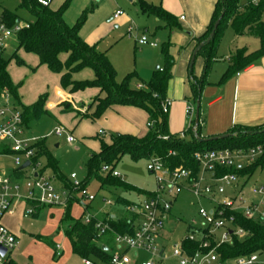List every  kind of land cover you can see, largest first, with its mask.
<instances>
[{
	"label": "trees",
	"instance_id": "obj_1",
	"mask_svg": "<svg viewBox=\"0 0 264 264\" xmlns=\"http://www.w3.org/2000/svg\"><path fill=\"white\" fill-rule=\"evenodd\" d=\"M70 0H66L58 9H52L51 4L44 6L37 0H21V7L28 11L33 20L28 21L30 26L19 31L16 36L17 48L11 55L16 58L19 64L23 61L18 58L17 51L22 49L27 53L35 54L39 59V65H46L52 72L60 75V85L63 90L73 94L89 88H98L104 96H96L92 104H96V112L93 118H100L106 110L115 105H127L144 109L149 115V129L142 136L129 133H115L109 142L100 140V150L90 157L87 170L88 176L82 181L83 186H87L92 178H97L101 187H118L125 191L143 193L136 186L127 183L122 178L114 177L110 174L100 176L103 165H111L113 168L118 164L123 156L129 155L133 160L158 157L165 166L170 168L185 167L192 170L193 175H197L200 170L199 162L195 158L197 152L220 149L249 150L256 146H261L262 154L243 170L236 171L234 168H217L215 176L219 177L227 173L236 172L239 176L251 178L258 168H264V124L259 126L237 125L230 129L229 137L224 139L201 141L196 136H200V108L199 123L196 133L193 131L196 118L192 120V126L184 133L173 134L168 129V113L163 112L162 103L167 99V89L172 78L174 59L169 51V44L162 48L164 55V65L158 68L152 79L141 87L131 86L130 74L122 82L117 80V71L108 58L106 52H101L96 45L88 44L80 35L82 25L87 19L89 10L83 12L77 23L70 26L64 20V13L68 8ZM137 4L143 12L157 16L164 21L170 29L180 28L176 17L166 11L161 4L154 5L145 0H138ZM3 14L8 25H13L19 16L8 10ZM264 0L250 1L245 6L240 4V0H216L212 20L206 33L196 39V47L199 43L206 41L214 27L215 22L220 20L214 36L197 53L204 58V68L200 77L194 73V63L189 68V81L192 90V101L197 105L200 100L202 90L207 83V76L213 62L217 58L220 42L225 29L230 25L236 34L249 33L260 39V48L248 52L246 48L236 51L231 57V64L223 74L220 83L226 82L237 72L247 68L264 56ZM61 55H66L62 60ZM11 59H7L5 52L0 56V96L4 89H8L14 102L21 107L23 112L24 125L28 128L29 123L36 120L45 113L47 94L39 96L36 102L30 105H23L18 92L20 84H15L7 70ZM89 68L94 73L93 79L76 80L73 74ZM1 98V97H0ZM87 116V115H86ZM85 117V116H84ZM190 136V137H189ZM37 149V159L45 153V142L40 140L35 144ZM50 166L53 162L49 161ZM44 171V170H43ZM42 171V172H43ZM55 178L63 183L66 188H72V181L64 178L55 170ZM146 198L153 196V192H144ZM75 200L70 201L65 208L62 222L65 224V233L71 241V247L75 254L83 259H90L96 264H108L110 260V250L113 248L114 235L111 231L100 234L96 227V220L85 223L82 219L73 218L71 206ZM119 202L126 208L137 202L119 198ZM89 209V207H87ZM235 224L245 231V236L239 238L233 236L230 243L223 244L218 250L222 258H234L240 255L253 252L264 253V226L259 222L247 219L241 214H235ZM135 217L130 211L125 210V214L117 219H110L109 223L116 232H132V222ZM189 226L187 232L191 231ZM113 242V243H112ZM191 243V242H190ZM192 249L197 247L196 242L190 244ZM104 246L108 249L105 250ZM8 264H18L10 260Z\"/></svg>",
	"mask_w": 264,
	"mask_h": 264
},
{
	"label": "rangeland",
	"instance_id": "obj_2",
	"mask_svg": "<svg viewBox=\"0 0 264 264\" xmlns=\"http://www.w3.org/2000/svg\"><path fill=\"white\" fill-rule=\"evenodd\" d=\"M64 1L53 0L51 7L57 8ZM137 1L70 0L64 13L66 23L73 26L83 12L89 10L87 19L81 28L83 39L95 40L91 44L96 45L99 50L107 49L109 59L117 71L118 82H122L126 76L133 74L131 79V86L133 87L138 83L145 85L149 82L152 75L145 83L140 79L142 78L140 74L141 72L142 74L147 73L150 64L157 55L155 51L161 53L163 46L168 42L164 36L158 35L162 31L155 24L158 20L154 16L143 14L136 4ZM249 1L251 0H240V4L246 5ZM4 10L16 13L21 21L33 20L32 15L21 7V0H0V12ZM117 10L123 11L124 15L118 21H108ZM158 22L162 26L164 25L162 21ZM163 30L169 31L166 28ZM155 32L156 35H154ZM226 33L228 37L223 40V48L217 53L219 61L224 62H227L229 58V50H232V45H236L235 40L232 41L231 36H229L234 35L230 25L225 29L224 35ZM142 35L157 40L159 47L152 49L145 45L136 48V41ZM239 39L238 42L241 43V46L247 48L250 46V50H254L260 44V39L254 35H247L245 38ZM16 48L17 42L14 38L5 51L8 60L11 59ZM17 56L23 61V64H19L16 58H12L7 70L13 82L17 85L20 84V91L18 90V92H20L23 105L33 104L41 94H47V111L29 123L25 132L26 136L36 137L45 142V153L40 155L38 159L41 164L39 170H44V175L57 188L61 185L59 180L55 178V170L66 179H70L72 174H76L77 177L73 181H84L88 176L87 166L91 155L100 150V140L109 142L111 136L116 133L114 126L116 116L109 112L100 118H93L92 115L96 112V104L88 106V113L86 104L85 106H76L69 103L67 109L61 106L59 102L61 97L58 98L55 93L56 88L63 89L58 74L52 72L46 65H39L38 57L33 53H27L20 49L17 51ZM160 66L163 67V58ZM75 77L79 80L91 79L93 78V71L86 68L79 73V76L77 74ZM93 90L94 88H90L77 94L83 98H88L87 93H92ZM66 104L68 103L66 102ZM59 126H64L66 131L57 135L53 131ZM70 134L75 139L73 142H69L67 139ZM50 160L53 162L51 166ZM147 163V158L133 160L129 155H125L115 166L116 170L121 173L122 179L143 191L141 194L125 191L118 187L103 188L97 178H92L87 185L88 191L97 197L91 203L92 208L96 210L103 208V210L116 213L118 217H121L125 211L123 204L119 202V198L137 203L143 202L146 199L144 192H153L157 188L155 177L147 169ZM3 169L7 171L15 169L11 157L0 159V170ZM98 173L103 177L108 175L102 171ZM256 180L264 183V168H258L254 172L250 184L252 185ZM251 185L248 187L251 188ZM104 199L111 200L112 205H106ZM24 207L25 204L22 203L14 206V211L7 213L3 219L4 223L15 232L19 239L18 249L14 255L12 254L19 264H84V259L73 252L71 241L65 233L66 226L62 222L63 207L52 206L54 217L51 216L50 206L44 207L39 213L24 217ZM201 207L208 210L212 204L205 198L193 195L187 189L175 198L164 238L160 241L165 246L167 258L159 261L158 264H178L177 258L172 256L173 246L179 238L185 235L190 225L203 226V220L199 215ZM82 212L83 209L78 204L72 209L71 215L73 218H79ZM56 244L62 245L61 256H55ZM149 258L150 255L141 252V259Z\"/></svg>",
	"mask_w": 264,
	"mask_h": 264
},
{
	"label": "built area",
	"instance_id": "obj_3",
	"mask_svg": "<svg viewBox=\"0 0 264 264\" xmlns=\"http://www.w3.org/2000/svg\"><path fill=\"white\" fill-rule=\"evenodd\" d=\"M37 1L44 6H49L52 2ZM122 13L123 11L119 10L113 17L118 18ZM29 26V22L21 20L8 25L3 12H0V56L7 50L16 34ZM138 44L153 47L158 45L146 35L138 39ZM0 97V159L11 157L15 165V169L10 171L0 170V264H8L18 246V238L3 220L14 206L25 204L23 215L28 217L36 212L38 206L67 207L73 200L81 202L84 208L82 219L85 223L97 219L96 227L100 234L108 231L113 233L114 243L108 264H158L167 258L165 246L160 241L164 238L174 200L186 189L199 198L207 199L212 207L208 210L201 207L199 215L203 220V226L190 225L192 230L186 232L174 244L172 256L177 258L178 264H264L262 252L223 259L218 250L223 244L230 243L234 235L239 238L245 236V231L235 224V214H241L264 226V184L251 185L252 195L260 197L259 201L252 202L241 194L234 196L227 194L228 188L236 187L245 177L239 176L236 172L215 176L217 168L243 170L262 154L261 146L247 151L225 148L197 152L195 158L200 165L197 175H193L192 170L182 166L167 167L158 157L150 158L147 169L154 175L157 188L153 191L152 197L124 208L135 218L129 221L132 222L133 231L121 233L111 227L109 220L99 219L89 211L88 205L97 197L89 192L82 182L73 181L77 177L76 174H72L70 178L72 188H57L44 172L39 170L41 164L37 159L35 144L40 139L25 135L28 128L24 125L23 112L14 102L11 92L4 89ZM171 106L172 101L167 98L162 103L163 112H169ZM193 113L194 106L188 105L186 114L193 116ZM65 131L64 126H59L53 132L60 135ZM181 136L183 137L184 133H181ZM67 139L69 142L75 140L71 134ZM26 161H30V165L20 169ZM102 172L122 178L121 173L111 165H103ZM206 175H209V178ZM104 202L106 205L113 203L109 199H104ZM190 242H196L195 250L192 249ZM1 248L6 250L5 254H2ZM141 252L150 255V258L141 259ZM61 254L62 245L56 244L55 255ZM84 264L96 263L84 259Z\"/></svg>",
	"mask_w": 264,
	"mask_h": 264
},
{
	"label": "crops",
	"instance_id": "obj_4",
	"mask_svg": "<svg viewBox=\"0 0 264 264\" xmlns=\"http://www.w3.org/2000/svg\"><path fill=\"white\" fill-rule=\"evenodd\" d=\"M145 1L154 5L161 4L166 11L170 12L176 17L177 23L180 26V28L170 29L165 25L164 21L160 20L157 16L147 12H143L136 2L140 11L143 14H149L151 16H154L156 20L162 21L164 23V25L162 26L161 24H159L158 21L157 23L155 22L156 26L157 27L159 26L162 29V31H160L158 35L159 36L162 35L164 36V39H168L167 40L168 42L166 44L170 45L169 51L174 59L172 78L169 81L168 89H167V98L172 101V106L168 113V129L173 134H180L192 126V120L195 118L196 115V104H194L192 101V90L189 81V68H190L193 51L196 48V39L202 37L206 33L207 28L213 17L216 0H151V1L145 0ZM251 1H257V0H251ZM62 4H60V6ZM60 6H58L57 8H53V7L51 8L58 9ZM123 15L124 12L118 18H114L113 16L110 17L108 21L111 20L118 21ZM18 20L21 19L18 18ZM163 28H166L169 31H165L163 30ZM233 32L234 35H229V36H231L230 39L232 41L235 40L236 45L235 44L232 45V50H229V58L227 62L219 61L218 59L219 56L217 54V58L213 62L207 76L208 84L204 86L200 97V125H201L200 136L203 138H211L222 135L224 133H227L230 129H232L237 125L259 126L264 124V56H262L254 64L234 74L226 82L220 83L223 74L226 72L227 68L231 64L232 55L235 54L238 49L246 48L248 52H252L260 48V44L254 50H250L249 48L250 46L248 48L243 45L241 46V43L238 42V40H240L239 38L243 39L247 35L250 36L253 35L249 33L238 35L235 33L234 30ZM81 33L82 32L80 30V35ZM154 35H156V32ZM227 37L228 35L226 33L220 42L217 53H219L222 50L224 44L223 40L226 39ZM149 40L157 42V40H155L154 38H149ZM85 41L90 45H92L91 43L95 42V40L90 41L89 39ZM136 43H137L136 48L145 46V45H139L138 39ZM147 46L152 49H157L159 47V45H157L156 47L150 45ZM99 51L106 52L108 55L107 49L99 50ZM155 52L157 55L150 64L147 73L142 74L141 72L140 74L141 77L144 79L143 80L142 78H140L143 82L148 80L151 75H152L151 76L152 79L154 72L158 68H162V66H160L162 64V58L164 65V55L162 50L161 53L159 51H155ZM61 58L62 60H65L66 55L65 57H62L61 55ZM203 68H204V58L199 56L195 59V63H194L195 75L200 77L202 75ZM80 72L75 73L74 79L79 80L75 76L77 74L79 76ZM58 76L60 82V75L58 74ZM93 78H94V73H93ZM141 85L142 84L138 83L135 85V87H139ZM79 92L71 94L68 91L60 88H56L55 90V93L57 94L56 96L58 98L61 97L59 100L61 106H64L67 109L69 108V103H72L73 105L76 106H81V105L85 106L86 104L87 113H88V106H91L93 99L98 95L101 97L104 96V93H101L98 88H94L92 93H87L88 98H83V96L78 95L77 93ZM66 102L68 104H66ZM188 105L194 106L193 116H188L186 114V107ZM45 109L46 110L48 109V106L46 104H45ZM109 112H112L116 116V123L114 124L116 128L115 130L116 133H129L139 137H142L147 133L149 128V115L144 109L134 106H127V105H115L109 108L108 110H106L104 115L109 114ZM206 176L209 178V175ZM250 179L251 178L249 179L243 178L236 187L228 188L227 189L228 195L234 196L241 194L252 202L259 201L260 197L252 195L250 191V186L248 187V185H251ZM59 182L61 186H58V188H63L64 187L63 183L61 181ZM254 184H264V183L261 182L260 180H256V182L252 183V185ZM78 204L81 205L83 209V212L81 213L82 215L84 213V208L80 201L78 202L76 201L72 204L71 213H72V209ZM44 207L47 206H38L36 208L35 213H39ZM50 207H51L50 208L51 216L54 217V214L52 212L53 207L52 206ZM88 207H89V211H91V213H93L99 219L119 218L116 213H112L108 210H103V208L99 210L92 208L91 203L88 205ZM63 208H64L63 210L65 211L66 207ZM14 209L15 208H13L9 213H12ZM8 228L11 230L9 226ZM12 232L15 234L14 231ZM18 243H19V239H18ZM17 249L18 246L13 251L12 253L13 255L15 251H17ZM13 255L11 256V260L18 263L14 259Z\"/></svg>",
	"mask_w": 264,
	"mask_h": 264
},
{
	"label": "water",
	"instance_id": "obj_5",
	"mask_svg": "<svg viewBox=\"0 0 264 264\" xmlns=\"http://www.w3.org/2000/svg\"><path fill=\"white\" fill-rule=\"evenodd\" d=\"M220 20H221V19H218V20L215 22L214 27H213V29H212V31H211L210 36L208 37V39H207L206 41H203V42L199 43V44L197 45V47L194 49V51H193V55H192V59H191V65L194 63V60H195V57H196L198 51H199V50H200V49H201V48H202L207 42H209V41L211 40V38L214 36V34H215V32H216V29H217L218 26H219ZM199 108H200V100H198L197 105H196V115H195L196 121H195V125H194V127H193V131H194L195 133H196V130H197V127H198V123H199ZM229 135H230L229 133H224V134H222V135L215 136V137H211V138H209V139H211V140H215V139H219V138L224 139V138L229 137ZM196 136H197L198 139L201 140V141H206V140H208V138H203V137H201V136H198L197 133H196ZM29 165H30V161H26V162L20 167V169H24V168L28 167ZM104 249L107 250L108 248H107L106 246H104ZM1 252H2V254H5L6 250L1 248Z\"/></svg>",
	"mask_w": 264,
	"mask_h": 264
}]
</instances>
